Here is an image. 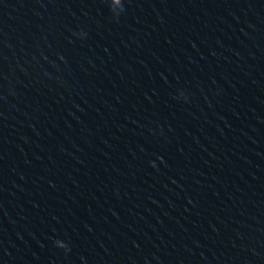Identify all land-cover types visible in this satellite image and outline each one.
<instances>
[{
  "label": "water",
  "instance_id": "obj_1",
  "mask_svg": "<svg viewBox=\"0 0 264 264\" xmlns=\"http://www.w3.org/2000/svg\"><path fill=\"white\" fill-rule=\"evenodd\" d=\"M94 264H264V0H21Z\"/></svg>",
  "mask_w": 264,
  "mask_h": 264
},
{
  "label": "clouds",
  "instance_id": "obj_2",
  "mask_svg": "<svg viewBox=\"0 0 264 264\" xmlns=\"http://www.w3.org/2000/svg\"><path fill=\"white\" fill-rule=\"evenodd\" d=\"M55 244L57 247H60V248H66V245H64L63 243H61L60 241H55Z\"/></svg>",
  "mask_w": 264,
  "mask_h": 264
}]
</instances>
